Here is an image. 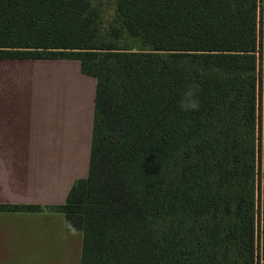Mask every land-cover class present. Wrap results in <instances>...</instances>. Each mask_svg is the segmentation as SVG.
I'll return each instance as SVG.
<instances>
[{
	"label": "trees",
	"instance_id": "16d2710c",
	"mask_svg": "<svg viewBox=\"0 0 264 264\" xmlns=\"http://www.w3.org/2000/svg\"><path fill=\"white\" fill-rule=\"evenodd\" d=\"M2 58L97 84L88 175L0 211L63 212L81 264H264V0H0Z\"/></svg>",
	"mask_w": 264,
	"mask_h": 264
},
{
	"label": "crops",
	"instance_id": "0c3cea01",
	"mask_svg": "<svg viewBox=\"0 0 264 264\" xmlns=\"http://www.w3.org/2000/svg\"><path fill=\"white\" fill-rule=\"evenodd\" d=\"M96 84L78 59H0V203L57 206L88 175ZM82 243L61 211H0V264H81Z\"/></svg>",
	"mask_w": 264,
	"mask_h": 264
},
{
	"label": "clouds",
	"instance_id": "9594fccd",
	"mask_svg": "<svg viewBox=\"0 0 264 264\" xmlns=\"http://www.w3.org/2000/svg\"><path fill=\"white\" fill-rule=\"evenodd\" d=\"M193 97H194V92L192 90V87H190L189 90L185 92L184 99L181 102L180 106L182 110L186 112L198 110L199 107L198 102Z\"/></svg>",
	"mask_w": 264,
	"mask_h": 264
},
{
	"label": "rangeland",
	"instance_id": "374dc122",
	"mask_svg": "<svg viewBox=\"0 0 264 264\" xmlns=\"http://www.w3.org/2000/svg\"><path fill=\"white\" fill-rule=\"evenodd\" d=\"M36 69V68H35ZM76 71L74 70L73 66H63L61 67V74L65 75V74H73L75 75ZM67 83V81H61V86L63 87L65 84ZM35 85V83H34Z\"/></svg>",
	"mask_w": 264,
	"mask_h": 264
}]
</instances>
